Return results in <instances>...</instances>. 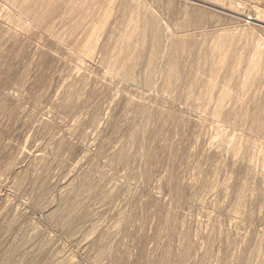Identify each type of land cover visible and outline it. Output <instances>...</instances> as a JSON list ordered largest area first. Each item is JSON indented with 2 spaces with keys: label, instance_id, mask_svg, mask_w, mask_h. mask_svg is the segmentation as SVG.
<instances>
[{
  "label": "rangeland",
  "instance_id": "374dc122",
  "mask_svg": "<svg viewBox=\"0 0 264 264\" xmlns=\"http://www.w3.org/2000/svg\"><path fill=\"white\" fill-rule=\"evenodd\" d=\"M0 264H264V0H0Z\"/></svg>",
  "mask_w": 264,
  "mask_h": 264
}]
</instances>
